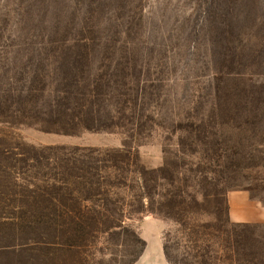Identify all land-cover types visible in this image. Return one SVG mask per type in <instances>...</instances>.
Here are the masks:
<instances>
[{
	"label": "rangeland",
	"instance_id": "374dc122",
	"mask_svg": "<svg viewBox=\"0 0 264 264\" xmlns=\"http://www.w3.org/2000/svg\"><path fill=\"white\" fill-rule=\"evenodd\" d=\"M231 190L264 204V0H0V264H264Z\"/></svg>",
	"mask_w": 264,
	"mask_h": 264
},
{
	"label": "crops",
	"instance_id": "0c3cea01",
	"mask_svg": "<svg viewBox=\"0 0 264 264\" xmlns=\"http://www.w3.org/2000/svg\"><path fill=\"white\" fill-rule=\"evenodd\" d=\"M229 220L241 223H264V204L253 198L247 190L227 193Z\"/></svg>",
	"mask_w": 264,
	"mask_h": 264
},
{
	"label": "trees",
	"instance_id": "16d2710c",
	"mask_svg": "<svg viewBox=\"0 0 264 264\" xmlns=\"http://www.w3.org/2000/svg\"><path fill=\"white\" fill-rule=\"evenodd\" d=\"M167 259H168V256H167Z\"/></svg>",
	"mask_w": 264,
	"mask_h": 264
}]
</instances>
